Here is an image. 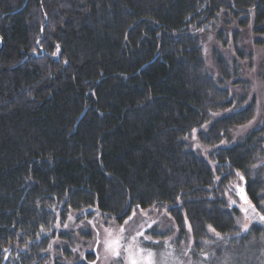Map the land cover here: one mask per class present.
Segmentation results:
<instances>
[{"label": "trees", "instance_id": "16d2710c", "mask_svg": "<svg viewBox=\"0 0 264 264\" xmlns=\"http://www.w3.org/2000/svg\"><path fill=\"white\" fill-rule=\"evenodd\" d=\"M221 15L264 34V0H0V264H89L70 219L122 224L135 209L164 210L201 252L211 229L241 244L260 232L238 237L225 197L240 173L264 211V122L233 140L254 97L220 53L218 77L204 58ZM226 39L249 56L238 29Z\"/></svg>", "mask_w": 264, "mask_h": 264}, {"label": "rangeland", "instance_id": "374dc122", "mask_svg": "<svg viewBox=\"0 0 264 264\" xmlns=\"http://www.w3.org/2000/svg\"><path fill=\"white\" fill-rule=\"evenodd\" d=\"M225 19L221 15L213 28L202 35V47L209 72L218 77L214 54L220 53L226 59L231 75L236 73L234 78L247 84L248 99L254 97V116L248 124L233 132V140L236 141L264 122V34L255 33L251 25L239 28L234 23L226 24ZM235 29L240 31L243 51L249 54L247 57H235L230 44L222 46L220 40L227 37L228 42L231 31ZM234 78L227 84L233 94L240 95L244 92L243 87L232 84ZM188 143L191 149L203 155L210 149L199 142L197 130L191 134ZM257 166L264 175V153ZM253 173L257 172L253 169ZM244 185L242 175L236 173L225 192L228 206L240 211L237 217L238 237L249 231L252 224L262 228L257 235L250 234L243 244L234 239L229 242V236L216 235V232L209 230L210 239L204 242L201 252L195 249L188 228L186 238H179L178 229L168 213L148 208L135 209L127 218V223L122 224L99 216L82 222H76L72 217L66 226L73 238L72 252L81 258L85 257V252H94L95 260L89 264H132L133 260L137 264H147L149 252L152 253V264H264V220L261 219L264 211H258L247 195L242 193ZM262 192L264 195V188ZM262 206L264 209V199ZM109 243H112L111 248L108 247Z\"/></svg>", "mask_w": 264, "mask_h": 264}, {"label": "snow or ice", "instance_id": "6c2138e0", "mask_svg": "<svg viewBox=\"0 0 264 264\" xmlns=\"http://www.w3.org/2000/svg\"><path fill=\"white\" fill-rule=\"evenodd\" d=\"M262 220H264V217H261ZM127 223V221H126ZM211 227V226H210ZM213 232H215V229H211ZM245 230H247V226L245 225ZM216 235H219V233H216ZM108 247L111 248L112 247V243H109L108 244ZM116 255H119L118 252L115 253ZM151 257H152V253H148V257H147V264H152V260H151ZM132 264H137V261L136 260H133L132 261Z\"/></svg>", "mask_w": 264, "mask_h": 264}, {"label": "water", "instance_id": "95a60500", "mask_svg": "<svg viewBox=\"0 0 264 264\" xmlns=\"http://www.w3.org/2000/svg\"><path fill=\"white\" fill-rule=\"evenodd\" d=\"M2 45H3V41H2V39L0 38V49H1ZM6 256H7V255H6ZM6 256H5V258H4L3 262H2V264H4V262H5V260H6Z\"/></svg>", "mask_w": 264, "mask_h": 264}]
</instances>
